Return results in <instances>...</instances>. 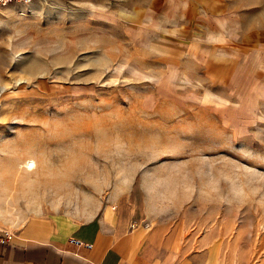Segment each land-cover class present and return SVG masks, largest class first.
<instances>
[{
    "label": "rangeland",
    "instance_id": "obj_1",
    "mask_svg": "<svg viewBox=\"0 0 264 264\" xmlns=\"http://www.w3.org/2000/svg\"><path fill=\"white\" fill-rule=\"evenodd\" d=\"M109 1L0 6V218L122 189L165 225L223 217L228 264H264V77H189Z\"/></svg>",
    "mask_w": 264,
    "mask_h": 264
},
{
    "label": "crops",
    "instance_id": "obj_2",
    "mask_svg": "<svg viewBox=\"0 0 264 264\" xmlns=\"http://www.w3.org/2000/svg\"><path fill=\"white\" fill-rule=\"evenodd\" d=\"M129 1L120 17L187 76L223 85L264 77V0ZM121 190L86 200L88 218L79 206L32 212L16 224L0 218V264H228L223 217L208 225L178 216L165 225L160 210H129Z\"/></svg>",
    "mask_w": 264,
    "mask_h": 264
},
{
    "label": "built area",
    "instance_id": "obj_3",
    "mask_svg": "<svg viewBox=\"0 0 264 264\" xmlns=\"http://www.w3.org/2000/svg\"><path fill=\"white\" fill-rule=\"evenodd\" d=\"M35 0H0V6H6V5H10V4H20L22 6L28 7L31 4H33ZM71 242L75 243V244H79L78 241L71 239ZM87 247H89L88 244H86Z\"/></svg>",
    "mask_w": 264,
    "mask_h": 264
}]
</instances>
